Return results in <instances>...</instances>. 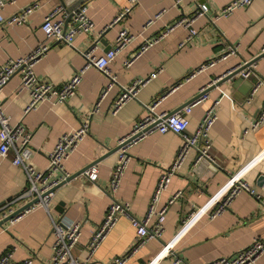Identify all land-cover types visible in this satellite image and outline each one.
<instances>
[{
	"label": "crops",
	"instance_id": "crops-1",
	"mask_svg": "<svg viewBox=\"0 0 264 264\" xmlns=\"http://www.w3.org/2000/svg\"><path fill=\"white\" fill-rule=\"evenodd\" d=\"M64 1L4 0L0 9V64L23 58L42 43H48L46 51L34 62L32 71L39 81L59 87L84 66L80 53L94 41H97L94 54L100 55L107 47L113 48L116 33L121 29L134 35V40L119 50L109 64L108 71L116 83L92 115L89 113L108 81L92 67L84 68L75 94L56 105L44 101L25 111L29 95L26 91H18V74H13L0 88V109L4 115L8 116L10 124L20 123L30 133L31 154L24 163L35 170H44L47 155L62 134L75 131L85 119L89 126L88 134L63 161L64 171L70 178L54 189L47 210L35 207L2 225L0 255L10 251V263L31 259L30 264H48L53 240L50 223L63 215L80 224V237L71 250L80 264H111L113 258L127 252L135 233L128 219L119 216L86 261V242L111 201L108 177L116 163L117 140L129 133L135 121L144 117L145 107L154 100L158 99L154 110L168 114L186 106L205 87L207 99L193 106L185 118L187 132H192L209 103L218 101L217 118L209 131V153L215 163L213 167L206 163L197 170L192 163V151L188 153L156 203L155 210H159L174 192L180 193L164 212L160 237L141 245L124 264H170L174 256L179 257L181 264H207L244 249L253 239L264 238V208L254 196H264V189L256 185L258 177L264 175V124L256 131L243 133L253 122L264 98L263 83L250 94L264 75V57L251 64V74L247 78L237 73L214 84L228 71L261 54L264 0H253L249 6L215 21L211 20L214 13L231 0H183L179 6H174L172 0H138L128 13H124L128 0ZM34 2L37 7L24 23H6L8 16ZM201 4H206L207 16L194 20L190 28L196 35L179 47L186 40L188 29L174 26L165 32L166 28L190 16ZM58 5L68 13L79 5H86V15L93 24L92 32L76 34L70 46L44 37L40 30L42 18ZM120 14L121 18L113 22ZM106 29L108 31L100 37ZM161 33L160 39L135 57L130 66L123 65L144 40ZM228 46H236L237 54L184 80L203 62L218 58ZM158 70L155 77L138 87L135 98L111 113L118 86L147 79ZM180 145V138L174 133L153 131L128 149L129 162L113 197L127 202L132 216L145 215L157 177L170 166ZM11 157L9 152L0 160V219L9 209L20 208L28 200L15 199L26 189L28 181L23 168L11 164ZM93 163L97 167L95 182L86 180L82 173L77 174ZM233 174H241L254 195L239 192L220 214L210 218V211L224 195L227 178ZM57 204H62L61 213L55 209ZM165 244H170L172 250L162 257L161 248ZM253 264H264V252Z\"/></svg>",
	"mask_w": 264,
	"mask_h": 264
},
{
	"label": "built area",
	"instance_id": "built-area-1",
	"mask_svg": "<svg viewBox=\"0 0 264 264\" xmlns=\"http://www.w3.org/2000/svg\"><path fill=\"white\" fill-rule=\"evenodd\" d=\"M58 1L61 3L63 2V0ZM137 1L138 0H128V5L124 9V13H128L130 8ZM182 1L183 0H172L174 6H179V3ZM252 1L253 0H231L222 6L219 11L214 13L211 20L215 21L216 19H220V17L229 16L233 11L249 6ZM4 4V0H0V9ZM36 7V2L25 5L17 13L8 16L6 23L8 25H21L26 21L25 18ZM86 11V5H79L75 10H72L69 13L64 10L62 5H58L42 18L43 20L40 24V30L48 40L70 46L76 34H87L91 33L93 30V24L90 18L87 17ZM206 11V4L198 5L197 8L189 14L190 16L178 19L176 22L169 25L165 32L172 29L174 26L187 28L188 34L185 38L186 40L178 45L179 47L183 46L186 41L196 35L195 30L190 28L192 23L197 18L207 16ZM120 16L121 14L118 15L113 22L120 19ZM66 19H68V21L65 28H63ZM163 33L155 38L144 40L134 51L133 55L123 62V65L125 67L130 66L133 59L148 49V47L154 42L159 40ZM133 40L134 35L121 29L116 33L113 48L102 52L100 55L94 54V49L97 46V41H94L87 50L80 53L84 59V66L77 70L70 79L63 82L59 87H56L49 82L39 81L32 71L34 62L38 60L48 48V43H42L41 46L25 57L9 60L4 64H0V88L13 74H18V91H26L29 95V102L24 108L25 111L44 101L56 105L64 102L75 94V88L80 81L84 68L92 67L101 72L108 79L106 85L101 88L102 90L96 99L93 110L89 113L92 115L96 113L99 102L112 90V87H114L116 83L115 77L111 76L108 71L109 64L118 54L117 52L130 45ZM263 52L264 46L261 48L260 53ZM236 54V46H228L226 51L218 58L209 59L203 62V64L199 65L188 76H186L184 80L189 79L195 73L202 72L207 67L213 66L216 62ZM250 66L239 71L242 78H247L251 74ZM158 72L159 70L153 72L149 78L144 80L136 79L128 86H118V93L111 104V113L114 114L124 102L135 98L139 89L138 87L143 85L150 78L155 77ZM261 83L264 84V75L260 76L255 88H253L250 94H252ZM204 89L200 90L199 95L192 98L186 106L168 114L165 112L157 113L154 108L158 99L154 100L150 105L145 107L146 114L144 117L135 121L129 133L117 140L118 149L116 150V163L111 168L108 177V193L111 197V201L107 205L100 223L91 231V235L86 242V261L93 255L94 251L100 245V242L108 234V231L115 225L119 216H124L128 219L135 236L133 243L127 252L113 258L111 264H124L130 256L136 253L141 245L160 237L162 233V224L165 218L164 212L167 206L170 205L175 198L180 196V193L178 191L174 192L167 203L159 210H155L156 203L158 202L159 195L167 188L171 176L182 165L190 151L193 153V165L202 161L207 162L209 165H214L215 161L209 153L211 146L209 131L217 118L216 109L218 101L212 100L209 103V106L205 109L203 116L198 122V126L192 132H187L188 123L185 118L186 114L190 112L193 106L207 99V92L202 94ZM252 121L253 122L249 128L245 129L243 133L248 130L256 131L259 126L264 124V98L262 99L258 111ZM88 131V119H85L79 123V127L75 131L62 134L57 139L54 148L48 153L46 160L47 165L44 170L38 171L30 164L24 163L31 154L28 145L30 133L27 132L20 123L10 124L8 116L6 117L0 109V160L7 157L8 153L11 152V164L22 167L28 181L26 189L21 194L17 195L15 199L23 197L28 199L27 202L32 201L35 198L38 199L35 203L27 207L26 210L15 215L10 220L18 219L23 213L35 207H40L44 211L47 210V205L52 200L53 189L59 184H62V182H65L69 176V174L64 171L63 161L76 149L79 145V141L88 134ZM153 131L160 134L170 131L180 138L181 145L176 151L170 166L157 177L158 179L150 195L151 197L144 213L145 215L141 218H137L129 213L128 203L116 200L113 197V194L116 192L122 173L129 162V155L127 153L128 149ZM81 173L85 176L86 180L95 182L97 167L95 165H89ZM243 191L254 195L253 190L242 179L241 174L229 175L225 182L224 195L210 211L209 217L212 218L217 214H220L229 204L230 200L239 192ZM254 196L259 205L264 208V196L257 194ZM12 211L13 210L9 209L7 214H2V217H5ZM79 228L80 224L74 218L68 219L64 215L56 220H51L50 234L52 235L53 240L50 246L51 255L48 264H80V262L73 257L71 252L80 237ZM171 250L170 244L163 245L160 256L163 257L169 255ZM262 252H264V238H256L244 246V249H241L230 256L213 259L207 264H253ZM10 258V251L3 252L0 255V264H30L31 262V259H26L19 263H10ZM170 264H181V261L179 257L174 256Z\"/></svg>",
	"mask_w": 264,
	"mask_h": 264
},
{
	"label": "water",
	"instance_id": "water-1",
	"mask_svg": "<svg viewBox=\"0 0 264 264\" xmlns=\"http://www.w3.org/2000/svg\"><path fill=\"white\" fill-rule=\"evenodd\" d=\"M63 1H64V0H63ZM66 1H67V0H66ZM66 1H64V3H65ZM67 21H68V19H66L63 28H65ZM107 31H108V29H106L104 32H102V33L100 34V35H101L100 37H103V36H104L103 34H105ZM99 41H101L102 43L104 42L103 40H99ZM105 50H108V47H107V49H105ZM260 57H264V52L261 53V54H259L256 58H253L252 60H250V61H248V62H246V63H244V64H242V65H239V66L235 67L234 69L228 71L227 73H225V74L221 77V79L216 80L214 84H217V83L221 82L222 79H223V80H224V79H227V78L231 77L232 75L239 73V71H241L242 69L246 68L247 66H250L251 64H253V63L257 60V58H260ZM207 90H208V89L205 88L204 91L202 92V94H204V92H207ZM198 95H199V94H198ZM198 95H197V96H198ZM197 96H195V97H197ZM190 101H191V100H189L187 103H189ZM187 103H186V104H187ZM117 149H118V146L115 148V150H117ZM206 163H207V162H204V161L199 162V163H197V164L195 165V168H196L197 170H200L201 167H203V166L206 165ZM91 165H95V164L93 163V164H91ZM211 167H213V165H212ZM84 169H85V168H82L77 174H80ZM77 174H76V175H77ZM69 178H70V176H69L67 179H69ZM67 179H66V181H67ZM62 183H64V182H62ZM60 185H62V184H59L57 187H59ZM256 185H257L258 187H262V189H264V175H260V177H258V179L256 180ZM57 187H56V188H57ZM54 189H55V188H54ZM54 189H53V191H54ZM37 200H38V199L35 198V199H33L32 201L27 202V204L23 205L22 207L13 210L12 212H10V213H9L8 215H6L5 217H2V219H0V228L2 227V225H3L4 223L10 221V219H12L15 215H17V214L21 213L22 211L26 210L27 207H29L30 205H32L33 203H35ZM55 209L57 210V212L61 213V212H62V204H57V207H56Z\"/></svg>",
	"mask_w": 264,
	"mask_h": 264
}]
</instances>
